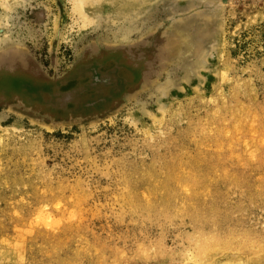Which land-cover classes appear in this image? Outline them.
I'll return each mask as SVG.
<instances>
[{
    "label": "rangeland",
    "instance_id": "1",
    "mask_svg": "<svg viewBox=\"0 0 264 264\" xmlns=\"http://www.w3.org/2000/svg\"><path fill=\"white\" fill-rule=\"evenodd\" d=\"M72 8L0 0V264H264V0Z\"/></svg>",
    "mask_w": 264,
    "mask_h": 264
},
{
    "label": "bare ground",
    "instance_id": "2",
    "mask_svg": "<svg viewBox=\"0 0 264 264\" xmlns=\"http://www.w3.org/2000/svg\"><path fill=\"white\" fill-rule=\"evenodd\" d=\"M2 1L5 4H9L11 2L18 3L20 0H2ZM71 1L73 4V8H72L73 13L78 16L79 20H81V24L83 23L81 25L82 27L80 26V29H84V27L86 26L93 25L95 23V17L92 16L95 15V13L99 10L101 0H71ZM6 8H8L7 5L4 6V9ZM0 25H1V21H0Z\"/></svg>",
    "mask_w": 264,
    "mask_h": 264
},
{
    "label": "water",
    "instance_id": "3",
    "mask_svg": "<svg viewBox=\"0 0 264 264\" xmlns=\"http://www.w3.org/2000/svg\"><path fill=\"white\" fill-rule=\"evenodd\" d=\"M5 63H6V60H2L1 62H0V70H1V68H7V66L5 65Z\"/></svg>",
    "mask_w": 264,
    "mask_h": 264
}]
</instances>
